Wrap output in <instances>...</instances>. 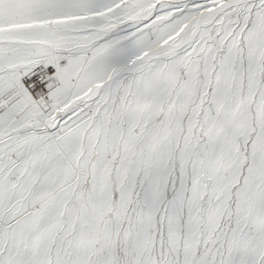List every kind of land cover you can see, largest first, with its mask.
<instances>
[{
    "label": "snow or ice",
    "instance_id": "obj_1",
    "mask_svg": "<svg viewBox=\"0 0 264 264\" xmlns=\"http://www.w3.org/2000/svg\"><path fill=\"white\" fill-rule=\"evenodd\" d=\"M0 264H264V0H0Z\"/></svg>",
    "mask_w": 264,
    "mask_h": 264
}]
</instances>
